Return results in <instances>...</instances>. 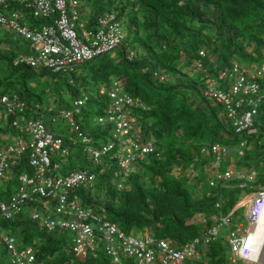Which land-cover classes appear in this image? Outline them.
Here are the masks:
<instances>
[{
  "label": "trees",
  "instance_id": "16d2710c",
  "mask_svg": "<svg viewBox=\"0 0 264 264\" xmlns=\"http://www.w3.org/2000/svg\"><path fill=\"white\" fill-rule=\"evenodd\" d=\"M83 2L86 5L91 2L87 5L90 7V15L86 19L88 27L100 14L112 11L121 22L128 20L135 31L134 35L124 36L119 46L122 49L121 57L112 63L103 60V57L110 55L104 53L100 55V60L91 64L90 72L98 75L103 82H108L110 78L118 79L127 94L140 97L147 107L135 108L134 111L140 127V139L152 140L155 150L137 162L127 178L123 177L116 160L108 159L109 155H105L103 161L93 169L95 181L89 185L82 184L71 193L80 197L85 207L94 210L96 206L104 208L107 218L121 229H152L155 236L176 242L200 235L203 227L191 219L197 213H212L219 194L215 189L200 191L188 175L175 174L174 170L187 168L191 164L198 168L199 164H203V157L198 162L194 159L206 143L220 142L227 145L229 142L236 143L240 138L222 118V107L205 99L202 91L203 73L194 69L192 64L200 60L203 67L214 74L218 69L227 68L237 61L238 57L248 58L251 63L264 62V0ZM86 5L81 3L80 10H84ZM23 14L30 23L48 22L46 18L33 17L26 9ZM134 43L139 44L138 50H135L136 57L132 61L126 60L125 48ZM201 49H205V56L199 54ZM0 57L4 58L1 49ZM11 65V72L0 75V82H6L0 92L17 94L25 102L28 111L43 107L48 114L54 113V101L44 102L41 91L34 90L36 86L30 79L41 76V70L25 64L13 65V61ZM192 69L193 72H190ZM62 73L66 75V72ZM71 80H68V84ZM79 85L81 81L77 88ZM87 101L88 98L76 115H83L80 128L97 145L101 128L94 129L89 124L96 109L84 110ZM66 103L64 108L74 107V100L73 103ZM101 106L97 113L101 112ZM61 137L69 150L66 157L72 156L70 161H75L77 156L72 148L80 145L81 151V140L74 131L72 135ZM19 162L12 172V179L5 181L1 191L11 193L16 174L30 170L24 157ZM73 166L74 163L69 162L63 164L61 170L76 168ZM120 182L124 187H118ZM228 194L226 196L231 208L237 197ZM1 225L23 244H32L37 259L44 264H115L99 245L92 254L68 253L64 232L48 231L27 215L1 222ZM210 248L212 260L222 252L217 239L210 243ZM122 262L132 264L126 260Z\"/></svg>",
  "mask_w": 264,
  "mask_h": 264
},
{
  "label": "built area",
  "instance_id": "2783aa9c",
  "mask_svg": "<svg viewBox=\"0 0 264 264\" xmlns=\"http://www.w3.org/2000/svg\"><path fill=\"white\" fill-rule=\"evenodd\" d=\"M16 2L30 9L33 17L47 18L49 21L40 26L29 25L30 22L25 20L20 11L6 14L0 9V24L8 25L20 36L28 39L31 47L37 51V56L15 57L13 65L25 64L36 69L48 68L54 72L67 73L77 64L114 51L121 45L125 36L114 13L100 16L96 28L88 27L85 22L80 21L78 0ZM1 4H5V0H0ZM199 54L205 56V49H201ZM125 58L131 61L135 55L128 51ZM192 67L203 73V95L207 100L223 107L222 118L236 133L258 132L255 118L260 113V106H264V62H254L247 66L233 61L227 68L218 69L214 74L205 69L200 60H195ZM214 68L217 70L216 66ZM100 93L107 95L109 106L106 115H98L97 121L104 126H113L111 134L115 141L93 144L91 137L75 121L74 116L87 100L86 96L75 99L73 108L56 110L50 115V121L66 119L85 145L84 153L91 158L94 165L100 164L108 154L109 159L116 160L126 178L136 162L155 150L151 140L140 139V127L134 115L135 108L147 107L140 97L125 93L118 79H112L106 88L100 89ZM24 108L25 102L17 94L0 92V116L2 110L6 112V116L12 117ZM10 124L18 134L15 143L0 141V186L12 179V172L23 157L30 170L18 172L15 176L16 192L7 200L0 199L1 220L7 221L25 214L48 231L72 232L74 237L65 245L68 253L92 254L98 245L104 243L105 254L115 264H121L122 257H133L138 264H153L155 261L159 264H186L193 261L205 264L202 260L208 244L218 236L221 227H226V240L232 254L231 262L237 263L240 259L245 264H263L264 233L260 230L264 226L261 221L264 217V187L253 192L244 203L247 205L246 226L239 223L232 229L233 215L222 213L223 202L219 200L215 202L216 213L209 218L203 217L202 233L189 240L176 242L157 237L147 231L138 235L126 234L115 222L107 218L104 209L101 208L98 212L83 206L76 195L70 196L80 185L92 183L95 173L83 168L70 170L65 175L59 173L61 166L51 154L55 151L60 152L61 157L68 154V147L64 145L61 136L50 132L48 126L37 117L28 118L24 123H21L19 117H12ZM260 126L264 133V121ZM0 134H5L1 122ZM24 135L30 139H25ZM229 153L227 145L211 142L204 144L195 156L194 160L197 162L200 157L205 159L204 171L212 174L209 179L210 186L218 185L222 179L243 178V174L238 172L231 162L226 169L221 170ZM237 153L244 155L242 149ZM182 173L191 179L198 174L193 164L184 167ZM236 186L242 189L246 187V183L238 181ZM222 187L223 185L219 189ZM37 201L39 202L36 206ZM36 207H41L42 212L35 210ZM51 212H54L57 218H54ZM0 244L9 254L8 264H44L37 259L35 249L31 245L18 244L16 236L10 231L0 229Z\"/></svg>",
  "mask_w": 264,
  "mask_h": 264
},
{
  "label": "rangeland",
  "instance_id": "374dc122",
  "mask_svg": "<svg viewBox=\"0 0 264 264\" xmlns=\"http://www.w3.org/2000/svg\"><path fill=\"white\" fill-rule=\"evenodd\" d=\"M82 4H84V6L86 5L83 1L84 0H80ZM8 3H10L11 5L8 4V7L5 9V12L7 14H9L12 9L14 8V1L13 0H7ZM90 3H88L87 5H90ZM88 8H90L89 6H87ZM90 13L84 14L82 17L84 19H88ZM34 22L29 23L33 24ZM42 24V22L40 23H34V26H40ZM122 30L126 33L125 35L127 36H131L135 34V31L133 28L130 27V22L128 20H126L125 22L122 23ZM139 44L134 43L132 44L131 47L127 46L125 49H132V50H138ZM129 47V48H128ZM134 48V49H133ZM0 49L4 52V58L1 59L0 57V75H6L9 72H11L13 70L11 62L14 60L15 57L20 56V55H32V56H37V51L31 47L30 41L28 39H25L24 37L20 36L18 33H16L11 27H9L8 25H0ZM122 55V49L120 48H116L115 51L113 52V54L111 55H106L105 57H103V60L105 61H111L112 63H114L116 61V58L121 57ZM109 56V58H108ZM102 56L99 57H95L92 60L86 61L83 64H77L75 65V70L73 72H67L66 75H64L62 72H54L51 69L48 68H40L41 72L43 73L41 76H33L30 79L32 80L33 85L36 86V88H34L35 91L40 92L42 94V98L44 100V102H49L52 103V101H54L53 106L55 107V111L61 108H64L66 106V101H69L71 103H73V100H75V96L76 97H84L86 96L88 98L87 101V105L83 107L84 110H90L93 111L94 109H96V112L92 113L93 116L95 115H106V110L109 106V99L107 98V96L105 94H101L100 93V89L102 87H107V85H109L112 81L113 78H110L108 82H103L100 77H98V75H93L92 72H90V69H92L91 64H94L96 61L100 60ZM237 61L240 62L241 64H245V65H249L252 61L248 58H243V57H238ZM96 66V65H95ZM193 72V69L192 71ZM69 74V75H68ZM72 79L69 84H68V80ZM81 81V85H79V87L77 88L78 83ZM4 84H6V82H0V89L2 88V86H4ZM222 84V83H221ZM228 84V83H227ZM11 89V87H10ZM126 93V92H125ZM205 97V96H204ZM205 99H208L207 97H205ZM102 105V106H101ZM220 105V104H218ZM102 107V110L100 113H97V109L99 107ZM221 106V105H220ZM222 107V106H221ZM222 110L224 111L223 107ZM44 108L42 107L41 109H30L28 111V109H24L23 112H17L16 115L12 116V117H19V120L21 121V123H24L28 118H40L46 126H48L50 132H52L54 135H64V136H68V135H72L73 131H71V127L69 125V123L67 122L66 119H62V118H58L56 122H51L50 121V115L51 113H47L46 111H44ZM54 111V112H55ZM259 115L255 118L256 124L259 128V131L257 134H255L256 136H258V138H260V142L262 143V147L261 150L259 151L261 154V157L259 159L256 160V171L259 175H264V133L261 130V123L264 121V106H260L259 109ZM82 116L81 114L75 115V121L77 123H80L82 121ZM92 116V117H93ZM10 116H6V112L4 110H2V115L0 116V122L2 123V128H3V133L5 134H0V141H3L4 143H15V137L17 136L18 132L15 128H13L10 124V118H12ZM91 117V116H90ZM91 117V121L89 122V124H91V126H93V128L95 129V127L97 128H101V133L99 134V138H98V144H103V143H107L110 141H115L113 139L112 136V131H113V126L110 124L107 125H100L97 122V117L92 118ZM83 123V121H82ZM84 126V125H83ZM102 127H105V129H103ZM139 127V126H138ZM237 136L242 140V141H246L248 139V135L247 133L243 132V133H237ZM25 139H30L29 136L24 135ZM93 144H95L93 142ZM228 146L231 147V149L233 148V145L231 142H229V144H227ZM85 147L84 144L81 143V151H80V145L79 146H74L73 149V153L74 155H76V159L75 161H70V158H72V156H70V158L68 157H61L60 152H53L51 154V157H55V159L59 162L60 166L63 167V164H69V162L74 163L73 167L76 168H72L69 169L67 171H63L60 170L59 173L61 175H65L67 172H69L70 170H74L77 168H83L86 170H92L94 172L93 169H95V165L93 164V161L91 160V158L89 159L88 156L85 155L83 148ZM229 147V150L231 152V149ZM238 153L235 152V150H233V156L235 158V163L238 164ZM230 158V156L227 157V162L230 163V161L228 160ZM210 160V159H209ZM200 166L198 168H196L194 165V168L197 170L198 178L193 180L194 184L198 185V188L200 191L205 192V191H211L212 187L209 186V173L207 171H204V167L203 164H199ZM64 169V168H63ZM202 169V172H201ZM122 179V178H119ZM117 178V180H119ZM249 185H252L253 183L251 182V180H247ZM17 187V182H13L12 183V192L11 193H6L0 190V198L2 200H7L10 196V194H14L16 192L15 188ZM230 191L229 189L225 188L224 189V193ZM250 190L248 189H233L232 191L235 194L238 195H243L242 196V200L245 201L246 195L245 193L249 192ZM70 196H73L72 193H70ZM80 198V197H79ZM223 211L222 213L225 214L229 211L230 206L228 205V198L225 196L223 197ZM38 202L36 203V206L38 205ZM38 208V209H37ZM98 212H100L99 209H101L100 206H96L95 208ZM38 212H42L41 207H36V209ZM212 212H214V210H212ZM204 215L206 216V218H209L211 216V212H205ZM53 217H56V215L54 213H52ZM196 221V220H195ZM242 223L244 226L247 225V220L246 217L244 216V208L243 207H238L237 212L233 215V220H232V224H231V228L234 229L238 226L239 223ZM201 227H203V224H200ZM145 229V228H144ZM147 229V228H146ZM122 230L126 233V234H131V235H138L140 234L141 230L140 229H127L125 227H122ZM145 231V230H144ZM227 228L226 227H221L219 229V234L217 236V240L220 242L223 250L221 252V254L218 257H215L213 260L208 259L205 260V264H245L242 260L238 259L237 263H232L230 260V257L232 256L231 251H230V247L229 244L226 240V238H224V234L226 233ZM64 236H66L67 241L71 238L74 237L72 232L69 231H65ZM19 244H23L20 240H19ZM31 245L33 248L34 246L32 244ZM104 243H101V245L99 246V248H102L104 251ZM35 249V248H34ZM36 251V250H35ZM128 263H132V264H138L137 261L135 260V258H126V257H122L121 261H125ZM203 262V261H202ZM9 263V254L8 252L3 248V245L0 244V264H8ZM201 263V262H199ZM196 263V264H199ZM153 264H159L157 261H155ZM186 264H190V263H186ZM194 264V263H193ZM263 264H264V260H263Z\"/></svg>",
  "mask_w": 264,
  "mask_h": 264
},
{
  "label": "crops",
  "instance_id": "0c3cea01",
  "mask_svg": "<svg viewBox=\"0 0 264 264\" xmlns=\"http://www.w3.org/2000/svg\"><path fill=\"white\" fill-rule=\"evenodd\" d=\"M245 133H247V135H248L247 142L246 141L244 142L240 139L236 143L232 144L233 145L232 149L230 146L227 145L231 149V152L228 155V156H230V158L228 160L232 163V165L234 166V168H236V170L238 172H241L243 174V178H241L239 180L236 178L222 179V180H219V183L216 186H210V184H209V186L212 187V189H215V191H217V193L219 194V197L217 198L216 202L219 200H221L223 202V199H224L223 197H225L229 192H230V194H228V196L229 195H236L237 199L235 200L234 205L228 211V213H232V215H234L237 212L238 207H243L244 208V216H245V213L247 211V205H244L245 201H247L252 196L253 192L264 187V175H263V173H262V175H259L257 173L256 167H255L256 166V160L261 157V154L259 151L261 150L262 143L260 142V138H258V136L255 135L258 132H245ZM239 149H242L244 151V155L242 156V155L237 154L238 155V164H237V163H235V158L233 156V150H235V152L237 153V151ZM208 162H209V160H208ZM227 166H228V162H227V158H226V161L222 165L221 170L226 169ZM174 172H175V174H180L182 172V169H175ZM201 172H202V169H201ZM208 173L210 175V177H209V179H210L212 177V174H210V172H208ZM198 175L199 174H197V176H194V179L198 178ZM194 179H192V180H194ZM247 180H251V182L253 184L249 185ZM226 181H227V183H226ZM238 181L245 182L246 187H244L242 189L238 188L236 186ZM221 185H223V187L220 190L219 188ZM225 188L229 189L230 191L224 193ZM232 188L233 189L237 188V189H241V190H243V189L250 190L249 192L245 193L246 195L248 194L245 198V201L241 199L243 195H238V194L231 192ZM223 204H222V211H223ZM215 213H216V209H214V212H212L211 215H213ZM204 216H205L204 213H197L196 215H194V217L191 219V221L193 222L196 220L195 221L196 223L202 224V219ZM146 231L151 232V233L154 232L152 229H147ZM141 232H145V231H141ZM226 235H227V231L224 234V236H225L224 238H226ZM216 239H217V237L212 241H215ZM210 243L208 244V249L206 250L205 256L203 257L202 261H205V260L208 261V259L211 260L213 258L212 257L213 255L211 254ZM221 248H222V246H221ZM222 250H223V248H222ZM189 263L190 264H193V263L196 264V263H199V261H193V262H189ZM121 264H124V263L121 261Z\"/></svg>",
  "mask_w": 264,
  "mask_h": 264
},
{
  "label": "clouds",
  "instance_id": "9594fccd",
  "mask_svg": "<svg viewBox=\"0 0 264 264\" xmlns=\"http://www.w3.org/2000/svg\"><path fill=\"white\" fill-rule=\"evenodd\" d=\"M14 1V5L15 6H17V7H15L14 6V8H11L12 9V11H20L21 13H23V11L26 9L27 10V12L28 13H30L31 15H32V13H31V10L30 9H28V8H24L23 6H21V5H19L17 2H16V0H13ZM78 3H79V0H78ZM8 4L9 5H11L10 3H8L7 2V0H5V4H1L0 5V9L1 10H3L4 12H5V9L8 7ZM80 6H81V3H79L78 4V9H79V20L80 21H83V22H85L86 24H87V21H86V19H84L82 16L84 15V14H87V13H89L88 12V10H89V8H84V10H80ZM23 9V10H22ZM11 11V12H12ZM6 13V12H5ZM105 13H114V12H112V11H106V12H104V13H102V14H100L98 17H97V19L100 17V16H102L103 14H105ZM7 14V13H6ZM115 14V13H114ZM24 17H25V20L26 21H28V22H30L29 21V19H27V17H26V15H24ZM117 17V16H116ZM47 19V18H46ZM97 19L95 20V21H93L92 23H90V24H92V26H91V28H96V22H97ZM117 20L120 22V24H121V28H122V23L123 22H121L118 18H117ZM48 21H49V19H48ZM0 25H2V24H0ZM4 25V24H3ZM87 26H88V24H87ZM124 32V31H123ZM125 35V34H124ZM119 48V47H118ZM115 51V50H114ZM114 51H112V52H109L110 54H113V52ZM125 51L126 52H128V51H131V52H133L134 53V55H135V57H136V51L135 50H132V49H125ZM125 52V53H126ZM100 56V55H99ZM95 58V57H94ZM126 59V58H125ZM91 60V59H90ZM127 60V59H126ZM87 61H89V60H87ZM132 61V60H131ZM84 62H86V61H84ZM81 64V63H80ZM152 141V140H151ZM153 142V141H152ZM99 143V142H98ZM97 143V144H98ZM154 143V142H153ZM155 145V144H154ZM106 155H108V154H106ZM158 155V154H157ZM87 156V155H86ZM146 156V155H145ZM104 158V157H103ZM90 159V158H89ZM109 159V158H108ZM103 161V160H102ZM139 162V161H138ZM137 163V162H136ZM135 163V164H136ZM134 164V165H135ZM95 166H97V165H95ZM133 169H134V166H133ZM133 169H132V171H133ZM95 173V172H94ZM182 173V172H181ZM122 175H123V173H122ZM124 177V176H123ZM125 178V177H124ZM127 178V177H126ZM95 179H96V173H95ZM95 179L93 180V182L95 181ZM92 182V183H93ZM4 184H5V182H4ZM3 184V185H4ZM91 184V183H90ZM3 185H1L0 186V189H1V187L3 186ZM87 185H89V184H87ZM118 187L120 188V187H124V184L122 183V182H120V183H118ZM11 189H12V187H11ZM13 191V190H12ZM11 195V194H10ZM74 195V194H73ZM10 197V196H9ZM78 197V196H77ZM1 199V198H0ZM2 200V199H1ZM81 201V200H80ZM102 209H104V208H102ZM52 213H54V212H51V214ZM105 213H106V211H105ZM55 214V213H54ZM22 215H25V214H22ZM56 215V214H55ZM20 217V216H19ZM14 218H17V217H14ZM13 218V219H14ZM54 218H57V215H56V217H54ZM12 220V219H11ZM11 220H7V221H11ZM6 221V220H5ZM4 220H1L0 219V229L1 230H4V231H9L8 229H6V228H4L2 225H1V222H5ZM38 223V222H37ZM39 224V223H38ZM40 225V224H39ZM41 226V225H40ZM42 227V226H41ZM44 228V227H43ZM65 232V231H64ZM12 233V232H11ZM13 234V233H12ZM16 236V235H15ZM16 238H17V240H18V244H19V239H18V237L16 236ZM42 262V261H41ZM74 264V263H73Z\"/></svg>",
  "mask_w": 264,
  "mask_h": 264
},
{
  "label": "bare ground",
  "instance_id": "6f19581e",
  "mask_svg": "<svg viewBox=\"0 0 264 264\" xmlns=\"http://www.w3.org/2000/svg\"><path fill=\"white\" fill-rule=\"evenodd\" d=\"M108 58H109V56H108ZM69 75V74H68ZM226 183H227V181H226ZM38 209V208H37ZM261 221H262V223L264 224V217H262V219H261ZM10 227V226H9ZM8 228V227H7ZM11 229V228H10ZM261 231V233H264V226H263V228L260 230ZM48 233V232H47Z\"/></svg>",
  "mask_w": 264,
  "mask_h": 264
}]
</instances>
